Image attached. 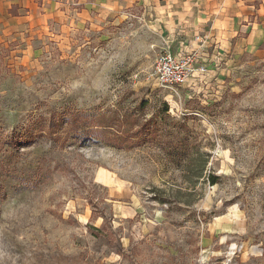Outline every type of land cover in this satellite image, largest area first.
Returning a JSON list of instances; mask_svg holds the SVG:
<instances>
[{"label":"rangeland","instance_id":"obj_1","mask_svg":"<svg viewBox=\"0 0 264 264\" xmlns=\"http://www.w3.org/2000/svg\"><path fill=\"white\" fill-rule=\"evenodd\" d=\"M146 1L0 36V264H264V46L236 48L229 2ZM165 52L182 86L152 77ZM74 118L111 128H37Z\"/></svg>","mask_w":264,"mask_h":264},{"label":"crops","instance_id":"obj_2","mask_svg":"<svg viewBox=\"0 0 264 264\" xmlns=\"http://www.w3.org/2000/svg\"><path fill=\"white\" fill-rule=\"evenodd\" d=\"M113 1V0H112ZM147 2L146 0H117L120 3ZM174 1V0H168ZM203 2L204 0H199ZM215 3H231L230 7L217 12L216 16L221 23V28H225L230 33H245L241 40L236 41V48L242 47V51L260 50L264 46V0H257L258 5L253 4L256 0H214ZM101 2H111V0H101ZM56 4V0H0V36L14 34L18 28H22L24 23H34L43 21L52 12L50 4ZM228 20V22H225ZM233 22V23H231Z\"/></svg>","mask_w":264,"mask_h":264},{"label":"built area","instance_id":"obj_3","mask_svg":"<svg viewBox=\"0 0 264 264\" xmlns=\"http://www.w3.org/2000/svg\"><path fill=\"white\" fill-rule=\"evenodd\" d=\"M185 64L186 55L165 52L156 60L152 77L164 89L182 86L187 79Z\"/></svg>","mask_w":264,"mask_h":264},{"label":"trees","instance_id":"obj_4","mask_svg":"<svg viewBox=\"0 0 264 264\" xmlns=\"http://www.w3.org/2000/svg\"><path fill=\"white\" fill-rule=\"evenodd\" d=\"M66 119V118H65ZM62 119L60 121L61 125H58L54 121H49L45 123L38 124L37 128L41 131H47L48 135L53 136V134L59 133L60 126H63L65 124L68 125V128L65 130V132L68 134H74L76 138L79 139H90V138H100L97 136V134H103L105 132H99V128H104L105 130L111 128V126L107 125H94L91 127H84L85 123L83 122L82 118H74L73 120L68 119L65 120ZM120 121V120H118ZM103 124V123H102ZM37 125V124H36ZM83 125V126H82ZM149 125L146 124L143 127L139 128V130L132 132V135L130 136L131 139H138L139 136H142L144 134H149ZM150 136V135H147ZM126 142H129L128 138H126Z\"/></svg>","mask_w":264,"mask_h":264}]
</instances>
